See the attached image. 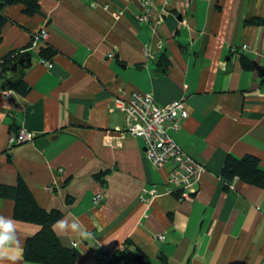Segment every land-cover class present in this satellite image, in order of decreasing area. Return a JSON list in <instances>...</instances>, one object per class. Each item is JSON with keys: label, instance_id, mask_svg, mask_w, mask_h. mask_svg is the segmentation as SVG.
Listing matches in <instances>:
<instances>
[{"label": "crops", "instance_id": "1", "mask_svg": "<svg viewBox=\"0 0 264 264\" xmlns=\"http://www.w3.org/2000/svg\"><path fill=\"white\" fill-rule=\"evenodd\" d=\"M142 1L39 0L32 16L4 8L0 53H28L30 90L20 96L0 80V184L21 178L41 208L62 211L55 233L76 249L74 264H264V190L221 174L228 156L253 155L264 168V21L245 22L264 19V0H149L140 20ZM45 45L56 51L48 64ZM133 91L159 105L184 100L188 116L168 133L206 169L189 198L165 184L171 162L155 168L142 139L121 136L113 102ZM19 130L34 136L11 145ZM13 209L0 198L23 251L39 227ZM14 264L35 263L20 254Z\"/></svg>", "mask_w": 264, "mask_h": 264}, {"label": "trees", "instance_id": "2", "mask_svg": "<svg viewBox=\"0 0 264 264\" xmlns=\"http://www.w3.org/2000/svg\"><path fill=\"white\" fill-rule=\"evenodd\" d=\"M11 5L21 6L22 12L28 16L41 13L39 0H0V42L2 27L8 20L4 14V8ZM263 21L264 19L261 18L245 20L247 24H260ZM55 53L56 51L48 45L39 49V56L42 60H51ZM27 54L24 50L0 53V80L4 90L13 91L20 96H25L29 92L30 86L24 79L25 70L29 66L27 63L29 55ZM241 64L244 69H254L253 63L246 57H242ZM101 174L103 173L95 176L99 179ZM221 174L226 179L237 178L264 190V168L253 155L228 156ZM0 198L14 201L13 218L15 220L32 223L39 227L25 242L22 251L25 261L35 264H74L77 257L76 249L64 246L52 230V226L63 215L61 210L41 208L21 178L13 186L0 184ZM125 243L129 244V240Z\"/></svg>", "mask_w": 264, "mask_h": 264}, {"label": "built area", "instance_id": "3", "mask_svg": "<svg viewBox=\"0 0 264 264\" xmlns=\"http://www.w3.org/2000/svg\"><path fill=\"white\" fill-rule=\"evenodd\" d=\"M143 13L140 20H146L150 11L149 0L142 1ZM120 13H117L119 16ZM47 36L44 28L34 36V42L43 41ZM246 45H242L245 49ZM48 64L49 60H42ZM115 109L123 115L124 128L121 136L129 135L142 139L144 153L155 168L171 162L172 169L168 172L165 184L179 188V199L189 198L197 189V184L206 169L203 164L189 156L170 136V129H177V119L188 116L184 100H174L166 105H159L152 92L133 91L128 97H116L113 102ZM34 134L29 131L19 130L10 138V144L29 141ZM148 203L156 196V190L148 192ZM101 196L95 195L94 202L98 203ZM163 240L162 235L156 237ZM114 251L107 249L101 262L113 256ZM116 264H125L123 259Z\"/></svg>", "mask_w": 264, "mask_h": 264}, {"label": "clouds", "instance_id": "4", "mask_svg": "<svg viewBox=\"0 0 264 264\" xmlns=\"http://www.w3.org/2000/svg\"><path fill=\"white\" fill-rule=\"evenodd\" d=\"M16 221L5 223L0 220V261L8 260L14 262L19 259L22 254V248L20 247V241L17 236ZM65 224L63 221H58L52 226L53 232L63 231ZM72 231H76V225H72ZM12 234L11 236L9 234ZM80 235L87 239L90 237V233L87 231L80 232Z\"/></svg>", "mask_w": 264, "mask_h": 264}, {"label": "water", "instance_id": "5", "mask_svg": "<svg viewBox=\"0 0 264 264\" xmlns=\"http://www.w3.org/2000/svg\"><path fill=\"white\" fill-rule=\"evenodd\" d=\"M20 62H22V61H20ZM23 63V62H22ZM22 63H19V64H21L22 65ZM260 72H263V70L260 68Z\"/></svg>", "mask_w": 264, "mask_h": 264}]
</instances>
